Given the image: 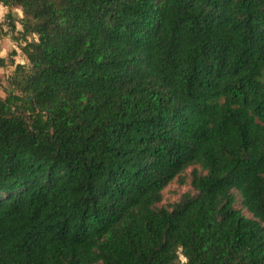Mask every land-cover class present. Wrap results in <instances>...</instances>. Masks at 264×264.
Instances as JSON below:
<instances>
[{
  "label": "trees",
  "instance_id": "1",
  "mask_svg": "<svg viewBox=\"0 0 264 264\" xmlns=\"http://www.w3.org/2000/svg\"><path fill=\"white\" fill-rule=\"evenodd\" d=\"M0 2V264H264V0Z\"/></svg>",
  "mask_w": 264,
  "mask_h": 264
},
{
  "label": "rangeland",
  "instance_id": "2",
  "mask_svg": "<svg viewBox=\"0 0 264 264\" xmlns=\"http://www.w3.org/2000/svg\"><path fill=\"white\" fill-rule=\"evenodd\" d=\"M24 16L23 10L20 7L5 6L0 2V58H5L7 62L15 61L17 64H25L30 67L27 56L22 51V45L26 43L23 37V26L21 18ZM37 39L36 36H29L28 40ZM16 50L17 55L12 58V51ZM16 64H8L5 67L0 66V95L6 97L7 91L10 89V79L14 76ZM195 167H190L182 174V178L174 180L163 191V201L159 206L171 208L175 203L181 201L187 193H195L192 186L193 172ZM185 180V182H182ZM238 207L242 208L244 213L248 216L251 214L247 209L243 208L241 203V196L238 195ZM182 261H186L184 256H181Z\"/></svg>",
  "mask_w": 264,
  "mask_h": 264
}]
</instances>
